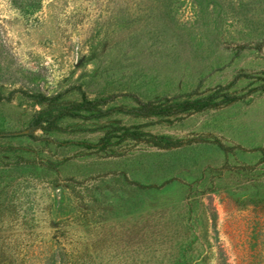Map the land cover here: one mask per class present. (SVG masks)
<instances>
[{"label":"rangeland","instance_id":"1","mask_svg":"<svg viewBox=\"0 0 264 264\" xmlns=\"http://www.w3.org/2000/svg\"><path fill=\"white\" fill-rule=\"evenodd\" d=\"M263 77L264 0H0V95L17 91L0 132L83 94L104 108L244 95L0 137V264H264Z\"/></svg>","mask_w":264,"mask_h":264},{"label":"trees","instance_id":"2","mask_svg":"<svg viewBox=\"0 0 264 264\" xmlns=\"http://www.w3.org/2000/svg\"><path fill=\"white\" fill-rule=\"evenodd\" d=\"M245 45L241 46V48ZM249 77L248 74H239L236 76ZM264 79V77H263ZM259 89L264 91V84L259 87ZM17 91H11L8 95H0V101L3 99H11L14 93ZM22 94L33 98L38 102H50L57 99L58 96H48L41 93H33L26 90H19ZM218 90L207 95H203L195 98H185L181 100H167L166 102H139L137 106L134 107H124V106H114L109 108H104L102 104L105 102L104 99L93 100L87 98L84 94L81 98L75 102L61 108L60 112L52 115H38L34 117L26 129L22 131H10V132H0V137L8 136H20L25 135L31 138H40L34 134L37 129L40 130H52L57 128V119L63 116L70 117H80L81 112H89L93 117H101L112 112H123L127 114H133L138 116H151V115H166L173 112L181 111H191V112H201L206 109L217 107L223 103H230L242 98L244 95L231 94L228 92L221 93V99H216L218 96ZM122 138L140 139L143 135H149V141L157 147L160 148H172L179 147L184 144L190 143L193 140L183 141L180 139L169 138L162 135H154L147 132H140L138 130H131L128 127H122ZM110 138L106 137L101 139L99 142L94 144H89L90 146L97 147L100 150L105 149ZM213 143L217 144L221 149L229 151L234 149L233 147H227L219 140H213Z\"/></svg>","mask_w":264,"mask_h":264}]
</instances>
